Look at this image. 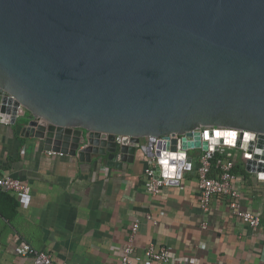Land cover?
Here are the masks:
<instances>
[{"label": "water", "instance_id": "obj_1", "mask_svg": "<svg viewBox=\"0 0 264 264\" xmlns=\"http://www.w3.org/2000/svg\"><path fill=\"white\" fill-rule=\"evenodd\" d=\"M0 115L45 151L141 156L170 184L207 149L198 130L228 129L206 139L263 177L264 0H0Z\"/></svg>", "mask_w": 264, "mask_h": 264}, {"label": "crops", "instance_id": "obj_2", "mask_svg": "<svg viewBox=\"0 0 264 264\" xmlns=\"http://www.w3.org/2000/svg\"><path fill=\"white\" fill-rule=\"evenodd\" d=\"M200 154L188 150L190 169L152 195L144 174L152 167L150 159L140 156L118 170L50 155L39 139L1 120L0 177L24 182L29 197L22 202L17 194L0 191V264H32L30 254L15 252L24 243L59 263L117 264L134 223L130 264H146L143 252L151 244L167 249L168 264H264L262 180L246 170L242 152L233 149V185L260 225L254 230L233 217L225 197L213 198L204 213L197 191Z\"/></svg>", "mask_w": 264, "mask_h": 264}, {"label": "built area", "instance_id": "obj_3", "mask_svg": "<svg viewBox=\"0 0 264 264\" xmlns=\"http://www.w3.org/2000/svg\"><path fill=\"white\" fill-rule=\"evenodd\" d=\"M8 123L9 118L6 116L0 115V121ZM230 131L228 129L221 128H211V129H200L197 132L199 133V141L201 143L207 142V149L200 150L201 154L198 159L197 167V191L199 192V207L204 213H208L210 210V204L213 198L215 197H225L227 199L228 209L233 217L237 220L245 223L250 228L256 230L260 225V218L255 213L244 208L240 203V192L237 190L234 185L235 174L233 173L234 162L231 159L230 151L233 148L229 145L209 143L206 139V133H216V132H225ZM261 138L263 141L260 146L261 148L258 157H250L252 161L261 162L264 168V135H256L255 142ZM119 137L117 141H119ZM213 146V147H212ZM239 150V149H236ZM242 157L247 162V158L244 155L243 150ZM48 154H58L52 151H46ZM154 167H147L144 169V174L148 177V182L146 184V190L152 195H157L161 192L163 188H166L170 185V180L167 177L154 178L153 175ZM256 174L264 184V176L260 177L255 172H249ZM0 191L10 192L17 194L20 197L22 202H26L29 195V190L26 184L18 179H15L11 176H1L0 177ZM150 219L149 217H147ZM155 225L156 222L153 221ZM202 229H206V223H202ZM138 230V224H132L127 244L122 249V254L118 258L117 264H130L134 256V245L133 241L136 237ZM15 252L19 256L31 255L33 258L32 264H69L66 262H56L49 253L43 251L34 250L29 244H21L15 248ZM143 260L146 264H168V252L165 247H155L153 244L149 245L143 252ZM138 260V258H135Z\"/></svg>", "mask_w": 264, "mask_h": 264}, {"label": "trees", "instance_id": "obj_4", "mask_svg": "<svg viewBox=\"0 0 264 264\" xmlns=\"http://www.w3.org/2000/svg\"><path fill=\"white\" fill-rule=\"evenodd\" d=\"M234 171V170H233Z\"/></svg>", "mask_w": 264, "mask_h": 264}]
</instances>
